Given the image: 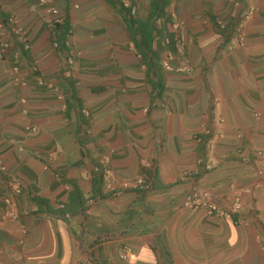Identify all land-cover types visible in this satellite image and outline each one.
<instances>
[{"label":"crops","instance_id":"crops-1","mask_svg":"<svg viewBox=\"0 0 264 264\" xmlns=\"http://www.w3.org/2000/svg\"><path fill=\"white\" fill-rule=\"evenodd\" d=\"M51 1L68 77L44 4L0 0L22 29L0 49V264H264V0ZM193 188L240 211L184 209Z\"/></svg>","mask_w":264,"mask_h":264},{"label":"built area","instance_id":"built-area-1","mask_svg":"<svg viewBox=\"0 0 264 264\" xmlns=\"http://www.w3.org/2000/svg\"><path fill=\"white\" fill-rule=\"evenodd\" d=\"M40 2L44 4L43 7L46 15L44 26L51 35V48L60 52L61 54H64L65 57H63V62L60 66V72L64 77H68L75 66V58L80 56V52L73 51L72 49L68 48L67 39L73 34V29L65 30V17L60 13L59 8L55 3H53L51 0H40ZM234 5L238 6L239 4L234 3ZM253 12L254 10L247 11L245 17L248 18ZM216 23L218 26L222 25L221 20L216 21ZM182 26H184V23L179 21L176 25V28ZM7 31H9L14 37H21L22 29L18 26V21L16 18L8 17L4 24H1L0 22V49L2 52L6 50L8 45L4 39ZM235 34L238 42L242 43L244 39V28L241 24L236 28ZM166 42L167 44L171 43L176 49H181L185 46L184 42L177 33H175L171 41L168 40ZM1 58L2 54H0V59ZM166 69L169 71L173 70L175 72L184 71L181 68L173 69L169 65H166ZM28 131L34 133L36 129L33 127H28ZM261 160L264 162V156H261ZM205 165V169L209 170L211 168L209 164ZM184 175L187 177L198 178L200 177L201 172L198 170H187L184 172ZM8 183V188L11 190V192H13L15 196H20L23 189L21 183L16 179H9ZM134 188L144 191L148 190L150 186L143 179H139L134 183ZM112 195L117 197L120 195V191H113ZM5 204L8 207L10 217L13 220L17 219L19 216L18 210L9 198L5 199ZM182 206L187 210L203 211L209 217L219 220L230 219L234 214L240 211V203L238 200H235L231 204V208L226 212L220 208L214 194L208 190L200 188H193L186 192L183 198ZM124 252L125 256L123 258L126 259V255L130 254L129 248H125Z\"/></svg>","mask_w":264,"mask_h":264}]
</instances>
